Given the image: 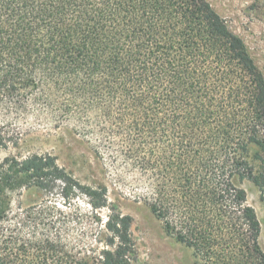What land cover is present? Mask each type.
Segmentation results:
<instances>
[{"label":"trees","instance_id":"1","mask_svg":"<svg viewBox=\"0 0 264 264\" xmlns=\"http://www.w3.org/2000/svg\"><path fill=\"white\" fill-rule=\"evenodd\" d=\"M26 127L79 137L203 264H264L243 187L264 199V72L208 0H0V153ZM110 186L52 154L7 155L0 264H131L132 218L99 216ZM34 189L44 199L24 206Z\"/></svg>","mask_w":264,"mask_h":264},{"label":"rangeland","instance_id":"2","mask_svg":"<svg viewBox=\"0 0 264 264\" xmlns=\"http://www.w3.org/2000/svg\"><path fill=\"white\" fill-rule=\"evenodd\" d=\"M216 11L224 17L232 30L243 38L257 64L264 72V0H208ZM19 147H10L0 153V161L7 155L23 156L29 154H52L57 157L58 164L82 185L92 186L97 183L111 184L109 207L99 210L103 221L107 220L115 209L118 213L132 218L131 234L134 241L133 253L129 254L131 264H203L195 256L192 249L178 243L168 235L163 225L155 218L149 207L136 202L131 190L121 195L112 185L110 179L102 174V166L98 164L79 137H73L66 128L47 130L44 128H24L18 132ZM78 138V139H77ZM248 194V201L255 209L261 222V244L264 249V199L260 189L251 182L243 185ZM41 192L35 189L24 193L20 199L24 206H29L44 199ZM57 202L64 203L62 197ZM71 208L93 217L90 200L77 193L71 195ZM94 226L97 222L90 221ZM95 239L87 240V243ZM96 244L95 242H93ZM102 249L104 243L98 244Z\"/></svg>","mask_w":264,"mask_h":264}]
</instances>
